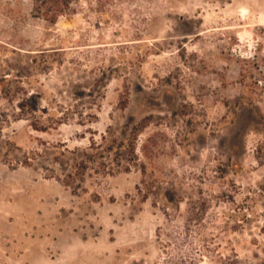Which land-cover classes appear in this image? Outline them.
Segmentation results:
<instances>
[{
    "label": "rangeland",
    "instance_id": "obj_1",
    "mask_svg": "<svg viewBox=\"0 0 264 264\" xmlns=\"http://www.w3.org/2000/svg\"><path fill=\"white\" fill-rule=\"evenodd\" d=\"M263 256L264 0H0V264Z\"/></svg>",
    "mask_w": 264,
    "mask_h": 264
},
{
    "label": "trees",
    "instance_id": "obj_2",
    "mask_svg": "<svg viewBox=\"0 0 264 264\" xmlns=\"http://www.w3.org/2000/svg\"><path fill=\"white\" fill-rule=\"evenodd\" d=\"M33 13L44 18L50 24H55L59 16L65 15L72 10L74 0H31ZM145 120L140 122V127L143 126ZM134 149L133 143L129 146V151ZM223 264H235L231 261H225ZM254 264H264V256Z\"/></svg>",
    "mask_w": 264,
    "mask_h": 264
}]
</instances>
